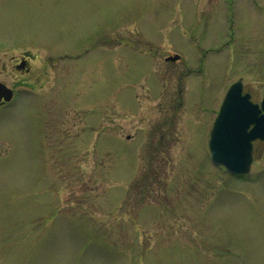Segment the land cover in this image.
<instances>
[{"label": "rangeland", "instance_id": "obj_1", "mask_svg": "<svg viewBox=\"0 0 264 264\" xmlns=\"http://www.w3.org/2000/svg\"><path fill=\"white\" fill-rule=\"evenodd\" d=\"M263 79L264 0H0V264H264V142L208 151Z\"/></svg>", "mask_w": 264, "mask_h": 264}, {"label": "water", "instance_id": "obj_2", "mask_svg": "<svg viewBox=\"0 0 264 264\" xmlns=\"http://www.w3.org/2000/svg\"><path fill=\"white\" fill-rule=\"evenodd\" d=\"M178 59L179 56L174 55L167 57L166 61ZM241 91L240 82L229 88L208 142L212 163L237 175L245 174L250 169L252 141L264 139V99L259 108L251 103L249 95H242ZM11 96V90L0 83V101H9ZM251 125L253 128L249 130Z\"/></svg>", "mask_w": 264, "mask_h": 264}, {"label": "flooded vegetation", "instance_id": "obj_3", "mask_svg": "<svg viewBox=\"0 0 264 264\" xmlns=\"http://www.w3.org/2000/svg\"><path fill=\"white\" fill-rule=\"evenodd\" d=\"M21 63L23 65L21 70L27 71L29 62L27 60H25V59L20 60L18 63H16L15 68ZM261 143H263V141H260V140H257L255 142H253V155H254L255 146H257L258 144H261Z\"/></svg>", "mask_w": 264, "mask_h": 264}]
</instances>
